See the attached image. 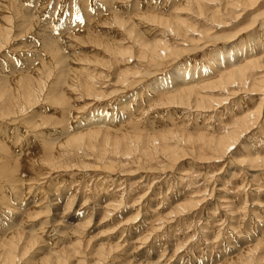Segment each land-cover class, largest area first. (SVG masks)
Wrapping results in <instances>:
<instances>
[{
    "label": "rangeland",
    "instance_id": "1",
    "mask_svg": "<svg viewBox=\"0 0 264 264\" xmlns=\"http://www.w3.org/2000/svg\"><path fill=\"white\" fill-rule=\"evenodd\" d=\"M237 1L0 0V264H264V120L221 161L210 142L264 117V69L181 105L150 87L264 55V0Z\"/></svg>",
    "mask_w": 264,
    "mask_h": 264
},
{
    "label": "bare ground",
    "instance_id": "2",
    "mask_svg": "<svg viewBox=\"0 0 264 264\" xmlns=\"http://www.w3.org/2000/svg\"><path fill=\"white\" fill-rule=\"evenodd\" d=\"M199 1V0H198ZM253 0H246V1H243V0H238L237 1V3L236 4H233L234 6H239L238 4L240 3V5H241V2H242V4H244V6H247L249 3H251ZM255 1V0H254ZM256 2V1H255ZM210 3H211V1H210ZM233 3V2H232ZM250 6V5H249ZM222 7V6H221ZM229 6H227L226 8H228ZM231 7H233V6H231ZM197 8V7H196ZM201 11L203 12V13H201ZM208 10H206L205 11V9L203 10V9H201L200 11H195L196 12V14H198V15H201L202 17H203V15L205 16H211L210 17V19H213V20H217V15H218V12L219 11H217L216 12V14H212V13H208L207 12ZM222 12V11H221ZM193 13V12H192ZM236 13V12H235ZM211 14V15H210ZM264 14V13H263ZM262 16V15H261ZM201 17V18H202ZM256 17V16H255ZM156 18V17H155ZM200 18V17H199ZM262 18V17H261ZM262 19H264V18H262ZM154 21V20H153ZM211 21V20H210ZM209 21V22H210ZM256 21H257V19H256ZM255 21V22H256ZM165 23H166V21H164ZM263 22V21H262ZM156 23H158V22H156ZM165 23H163L164 24V27H167L168 29L169 28H171L172 27V25L170 24V23H166V25H165ZM173 23V22H172ZM161 24H162V22H161ZM160 24V25H161ZM171 26H170V25ZM228 25V24H227ZM173 27H175L176 28V26H174L173 25ZM188 27V26H187ZM179 28V27H178ZM264 28V27H263ZM171 29H173V28H171ZM190 29H191V27H190ZM174 30V29H173ZM172 30V31H173ZM180 30H181V28H180ZM177 33H178V31H176ZM184 32V31H183ZM194 32H196V30L194 31ZM204 33V32H203ZM202 33V34H203ZM211 33V32H210ZM176 34V33H175ZM262 34L264 35V33L262 32ZM178 35V34H177ZM201 35V34H200ZM180 36V35H179ZM203 37L205 36L206 37V39H210V40H214V39H217L218 37H210V34H204V35H202ZM234 36V35H233ZM181 37H182V35H181ZM221 37V36H220ZM230 38V37H229ZM232 38V37H231ZM219 39V38H218ZM188 40V39H187ZM201 40V39H200ZM220 40H223L222 38L220 39ZM219 40V41H220ZM186 41V40H185ZM196 41V40H195ZM203 42V41H202ZM201 43V42H196L195 44L193 43V45H196L197 44V47H198V45ZM208 43V42H207ZM247 43V42H246ZM151 44V43H150ZM150 44H147V45H143L142 44V47L144 48V47H146V49H147V51L148 52H150L151 54H155L156 55V57H159V60H157L159 63H161L162 61H164V60H169L172 56L173 57H179V56H182V55H184L186 52L185 51H174V49L173 50H167L166 49V47L164 46V45H160L159 43H155V44H153V45H150ZM202 44V43H201ZM248 44V43H247ZM247 44H245V45H235L234 47H231V48H229L228 50L227 49H223L224 51H219L214 57H212V59H213V65L214 66H212L211 67V69H215V71L216 72H218V73H222V74H220L221 76H220V78L219 79H216L215 81L212 79L213 78V76H210L211 74H210V70H208V69H199V70H193V71H188V70H186V69H184V68H179V70H178V74H176V70H174L173 72H172V74L169 76V77H165V78H161V79H158V80H156V81H154L153 83L151 82V85L150 84H148V85H150V87H151V91L152 92H154L155 94L156 93H160V92H162V91H174V90H176L175 92V95H171L170 94V96H172L171 97V100H173L174 102H178L179 103V105H181L182 104V102H184V98H182V96H181V98L183 99V100H181V98H180V100L181 101H179V96L180 95H182V94H180V93H188L189 95H190V97L192 98L193 97V99H195L196 97H198V96H196L195 98H194V94H195V88H197L198 89V87L196 86H191V85H193V84H196V83H198V82H201V81H203V80H205V79H209V81H208V83L207 84H205V87L207 88H210V89H219V88H221V89H223V90H226V88L228 89L229 87H231L232 85L234 86L235 84L237 85H240L241 87H245V89H246V87H248L249 85L251 86V85H253V84H249V81H250V76L252 75H250L249 76V73H250V71H261L262 69H264V55L263 54H261V53H259V55H261V56H259V57H257L256 58V56H257V52H256V54H254V53H252V48H250ZM192 45V46H193ZM231 46V45H230ZM229 46V47H230ZM197 47L195 48V49H197ZM205 47V46H204ZM206 47H207V45H206ZM172 48V47H171ZM194 49V48H193ZM193 49H190V50H192V51H194ZM199 49V48H198ZM198 49H197V51H198ZM255 49V48H254ZM204 50V49H203ZM196 51V50H195ZM161 52H164L165 53V56L164 57H162V56H160V53ZM145 54V53H144ZM263 55V56H262ZM147 56V55H146ZM149 56V55H148ZM154 56V55H153ZM153 56H151L152 58H154ZM211 57V56H210ZM140 58H142V57H140ZM142 59H144V60H147V57H144V58H142ZM174 59V58H173ZM148 60H150V59H148ZM171 60H172V58H171ZM155 61V60H154ZM147 62H149V61H147ZM149 65H151L152 67H156V66H158V63H156V62H149ZM148 65V66H149ZM151 67V68H152ZM153 69V68H152ZM182 72L181 74H179L180 72ZM253 73V72H252ZM256 73V72H255ZM262 73V72H261ZM137 74V73H136ZM150 72H148L147 74H146V76L147 77H149L150 76ZM214 74V73H213ZM152 76V75H151ZM216 77H217V75H215ZM214 76V77H215ZM255 76V75H254ZM136 77V76H135ZM219 77V76H218ZM264 77V76H263ZM215 79V78H214ZM213 80V81H212ZM254 80V79H253ZM205 82V81H204ZM263 82H264V78L262 79V80H260V83L258 82L257 84H254V86H253V88L251 87V91H254V93H258V92H263L264 91V89L262 90V84H263ZM138 85V84H137ZM147 85V86H148ZM201 85H203V84H201ZM260 85V86H259ZM148 88V87H147ZM203 88V87H202ZM150 89V88H149ZM201 89V88H200ZM204 89V88H203ZM177 90H181L180 91V93H178V95L179 96H177ZM205 90V89H204ZM198 91V90H197ZM228 91V90H227ZM230 91V90H229ZM201 92H202V89H201ZM221 92V91H220ZM200 93V92H199ZM174 94V93H173ZM188 94H186V95H188ZM239 94V93H238ZM258 94H260V93H258ZM185 95V94H184ZM196 95V94H195ZM235 96V95H234ZM236 96H237V94H236ZM166 97H168V95L166 96ZM186 97V96H185ZM199 97H200V95H199ZM202 97H203V94H202ZM212 97V96H211ZM210 97V98H211ZM232 97H233V95H232ZM168 98H170V97H168ZM199 99H201L202 100V102L204 101V99L203 98H199ZM168 100V99H167ZM196 100V99H195ZM197 100H198V98H197ZM126 101V100H125ZM169 101V100H168ZM190 101V100H189ZM200 101V100H199ZM170 102V101H169ZM174 102H172V103H174ZM192 102V101H191ZM191 102H190V104H191ZM196 102V101H195ZM206 102V101H205ZM216 102V101H215ZM171 103V102H170ZM181 103V104H180ZM189 103V102H188ZM207 103H209V102H206V104ZM175 104V103H174ZM173 104V105H174ZM186 105H187V107H189L188 106V104L187 103H185ZM192 104H194V103H192ZM202 104V103H201ZM204 104V103H203ZM185 105V106H186ZM197 105V104H196ZM196 105L194 106V107H196ZM184 106V105H183ZM190 106H192V105H190ZM199 106V105H198ZM198 106H197V108H198ZM201 106V105H200ZM216 106V105H215ZM261 106H263V103H262V105H260L259 107H258V110H257V108H256V110H254V112L253 113H248L246 116H244L243 118H241V119H239V121H240V123L238 124L239 125V127H237V131L236 132H234V133H232L231 135H228L227 137H225L224 139H220V140H211L210 142H211V147L213 148V154L216 156V157H218L217 159H220V158H224L225 156H227V153L228 152H231L232 150V148H234V147H236V145H238V143H239V140L241 139V136H243V134H246V133H248L249 131H250V129H252V127H254V128H259L260 126H258L260 123H261V121H263L264 120V117H262V118H260L261 117V114H262V110H260L262 107ZM201 108V107H200ZM206 108V107H205ZM210 108H212V107H210ZM206 110V109H205ZM259 111V112H258ZM26 112V111H25ZM258 114H259V117L257 118V116H258ZM105 118V117H104ZM107 118H108V116H107ZM106 119V118H105ZM105 119H103V120H101V121H98V122H96L97 124H103V125H105L107 122H109L110 120L108 119V121H107V119L105 120ZM93 125V124H92ZM105 127V126H104ZM246 136V135H245ZM244 137V136H243ZM247 137V136H246ZM75 138V137H74ZM73 138V139H74ZM74 140H81L80 139V137L78 136L76 139H74ZM73 142V141H72ZM71 142V143H72ZM234 150V149H233ZM178 152V151H177ZM248 152V151H247ZM177 154V153H176ZM178 155H179V153H178ZM176 156V155H175ZM183 157H185V155H182V156H179V159H178V161L180 160V159H182ZM212 159V158H211ZM216 159V160H217ZM214 160V159H213ZM240 160V159H239ZM259 159L258 158H256L255 157V159H252V160H247L246 161V163L247 162H249V163H256L257 161H258ZM220 161H221V159H220ZM223 161V160H222ZM262 161H264V160H262ZM242 163V162H241ZM189 209V208H188Z\"/></svg>",
    "mask_w": 264,
    "mask_h": 264
}]
</instances>
